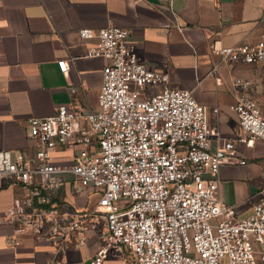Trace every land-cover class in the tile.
Segmentation results:
<instances>
[{"label": "built area", "instance_id": "2783aa9c", "mask_svg": "<svg viewBox=\"0 0 264 264\" xmlns=\"http://www.w3.org/2000/svg\"><path fill=\"white\" fill-rule=\"evenodd\" d=\"M80 35L97 37L87 55L106 60L98 108L84 113L78 102L61 104L51 116L30 119L32 155L0 153V189L16 183L26 191L0 223L50 242L54 254L102 226L103 243L89 264H103L112 248L128 249L136 264H264V193L241 218L220 198L224 159L264 142V115L247 92L252 82L234 79L244 89L234 106L243 134L224 139L191 90L170 87L166 74L144 65L130 30L111 25ZM213 53L231 66L264 64V38L214 45ZM58 63L68 71L67 60ZM59 150L71 161L56 162ZM67 184L90 189L95 205L78 211L53 203L51 192Z\"/></svg>", "mask_w": 264, "mask_h": 264}, {"label": "crops", "instance_id": "0c3cea01", "mask_svg": "<svg viewBox=\"0 0 264 264\" xmlns=\"http://www.w3.org/2000/svg\"><path fill=\"white\" fill-rule=\"evenodd\" d=\"M111 25L130 30L128 41L144 65L166 74L170 87L192 91L222 138L243 134L234 106L244 89L235 78L252 82L247 92L264 115V64L231 66L213 53L214 45L264 38V0H0V153L32 155L30 119L51 116L61 104L78 102L84 113L98 108L106 60L87 55L98 38H83L80 29L97 32ZM62 59L69 63L67 72L59 67ZM219 145L213 140L211 149ZM240 151L224 159L219 175L220 198L237 218L251 214L264 193V142ZM55 161L70 162L71 155L59 150ZM25 193L16 183L1 188L0 214ZM50 195L56 205L78 211L97 201L90 189L76 191L71 184ZM104 233L102 226L89 227L67 243L64 254H54L50 242L2 222L0 264H87ZM103 264L136 262L128 249L112 248Z\"/></svg>", "mask_w": 264, "mask_h": 264}, {"label": "water", "instance_id": "95a60500", "mask_svg": "<svg viewBox=\"0 0 264 264\" xmlns=\"http://www.w3.org/2000/svg\"><path fill=\"white\" fill-rule=\"evenodd\" d=\"M87 264H89V261L87 262Z\"/></svg>", "mask_w": 264, "mask_h": 264}, {"label": "trees", "instance_id": "16d2710c", "mask_svg": "<svg viewBox=\"0 0 264 264\" xmlns=\"http://www.w3.org/2000/svg\"><path fill=\"white\" fill-rule=\"evenodd\" d=\"M53 203H55V202L53 201Z\"/></svg>", "mask_w": 264, "mask_h": 264}]
</instances>
